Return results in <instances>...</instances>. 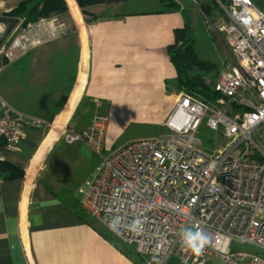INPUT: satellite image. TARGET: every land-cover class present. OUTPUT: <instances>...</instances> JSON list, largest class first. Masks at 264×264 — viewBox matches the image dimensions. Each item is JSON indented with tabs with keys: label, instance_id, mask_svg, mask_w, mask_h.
Here are the masks:
<instances>
[{
	"label": "built area",
	"instance_id": "obj_1",
	"mask_svg": "<svg viewBox=\"0 0 264 264\" xmlns=\"http://www.w3.org/2000/svg\"><path fill=\"white\" fill-rule=\"evenodd\" d=\"M64 1L82 41L81 68L89 66V18L77 0ZM219 4L226 15L218 30L232 61L208 80L213 96L179 94L163 134L130 141L108 155L107 116L96 117L80 134L67 125L62 132L68 142H80L87 156H101L93 178L79 188L84 210L134 245L146 264H164L174 252L185 264L217 258L264 264L263 254L231 249L238 241L264 250V10L253 0ZM60 34L59 25L29 24L0 48V67ZM205 118L231 140L229 147L213 153L198 147ZM54 122L16 112L0 97V139L8 150L20 151L26 130L48 124L52 132ZM190 228L207 238L199 253L184 242Z\"/></svg>",
	"mask_w": 264,
	"mask_h": 264
},
{
	"label": "crops",
	"instance_id": "obj_2",
	"mask_svg": "<svg viewBox=\"0 0 264 264\" xmlns=\"http://www.w3.org/2000/svg\"><path fill=\"white\" fill-rule=\"evenodd\" d=\"M22 1L0 0V15L9 16ZM90 11L95 16L87 24L89 66L81 85L82 41L70 12H65L54 16L60 36L0 67V97L14 111L50 123L66 111L81 87L68 128L82 131L96 117L107 116L108 155L132 141L119 140L131 124L164 126L170 116L178 88L169 87L176 70L167 47L187 19L182 8H168L160 0H125ZM19 19L14 33L25 20ZM49 129L45 124L26 130L18 152L0 143V158L26 171L22 178L0 182V264H140L131 252L136 249L108 240L74 210H84L79 188L93 178L101 156L89 157L80 142L61 136L28 180ZM164 264L185 263L173 253Z\"/></svg>",
	"mask_w": 264,
	"mask_h": 264
},
{
	"label": "trees",
	"instance_id": "obj_3",
	"mask_svg": "<svg viewBox=\"0 0 264 264\" xmlns=\"http://www.w3.org/2000/svg\"><path fill=\"white\" fill-rule=\"evenodd\" d=\"M123 1L125 0H77L83 12L88 15V18L95 16V14L90 11V8L95 5L113 4ZM160 2L168 8H181L180 3L176 0H160ZM197 2L202 13L214 20L216 15H219L221 18L220 21H222L224 14L221 12L218 0H198ZM66 10L67 5L64 0H24L15 9L7 13V15L16 18H24V25L27 26L29 23H33L42 18L60 15ZM167 52L175 66V80L178 90H184L206 98L213 96L214 93L208 80H216L221 71H217V65L213 62L199 58L194 47V40L191 37L190 25L188 22L184 27L175 29V41L168 45ZM215 71V77L210 78L209 74ZM0 143L5 144L1 139ZM25 172L26 171L15 162L9 161L6 158H0V182L1 180L22 178L25 176ZM74 210L83 218L87 216V213L82 207H74ZM126 252L129 253V250ZM131 252L137 262L140 264L145 262V256L143 254L138 253L137 250H132Z\"/></svg>",
	"mask_w": 264,
	"mask_h": 264
},
{
	"label": "rangeland",
	"instance_id": "obj_4",
	"mask_svg": "<svg viewBox=\"0 0 264 264\" xmlns=\"http://www.w3.org/2000/svg\"><path fill=\"white\" fill-rule=\"evenodd\" d=\"M180 3L183 15L187 19L190 25L191 37L194 40V47L199 58L208 60L217 65V71H222L228 64L231 63L232 59L229 54V48L225 42L223 36L218 30L220 23V16L216 15L215 21L209 16L201 12L198 5V0H176ZM259 8L264 10V0H253ZM164 5V4H163ZM30 24V23H29ZM28 24V25H29ZM22 25V26H21ZM20 25L19 32L27 27L24 22ZM8 37L5 42L9 39ZM3 43V45L5 44ZM2 45V46H3ZM1 46V47H2ZM0 47V48H1ZM216 71L209 74L210 78L215 77ZM176 80L169 82V87L174 88ZM177 87V86H176ZM86 105L83 106V109ZM166 122V121H165ZM164 122V124H165ZM66 127V126H65ZM67 130H70L67 127ZM166 128L161 124L156 123H135L128 126L119 136L120 142L127 139L138 140L142 138L158 137L165 132ZM62 134V133H61ZM63 135V134H62ZM196 138L202 140V144L198 145L199 148L206 151L207 153H213L214 151H220L221 148H227L231 144V140L222 135V130H214L208 127L207 118H205L200 126ZM78 199H83V194L78 195ZM88 223L95 226L105 238L112 242L120 243L126 249H135L134 245H126L120 240L110 229H108L101 220L98 218L88 215L85 217ZM190 230H192L190 228ZM132 248V249H131ZM231 249L234 252H247L249 254L264 255V250L256 244L241 243L233 241ZM177 254V252H174ZM214 259L212 262H214ZM213 264H219V260Z\"/></svg>",
	"mask_w": 264,
	"mask_h": 264
},
{
	"label": "bare ground",
	"instance_id": "obj_5",
	"mask_svg": "<svg viewBox=\"0 0 264 264\" xmlns=\"http://www.w3.org/2000/svg\"><path fill=\"white\" fill-rule=\"evenodd\" d=\"M222 1V0H220ZM228 0H224L222 2H226ZM218 3H219V0H218ZM220 6V4H219ZM221 8V6H220ZM65 12H68V8ZM64 12V13H65ZM221 12L224 14V16L226 15V11L224 9L221 8ZM71 16H74L72 13H70ZM56 16V15H54ZM54 16H51L49 18H42L40 20H37V21H34L33 23L35 24H41V25H49V26H53L54 23H55V20H54ZM72 19L74 20V18L72 17ZM31 24V23H30ZM74 24L76 26L77 22H75L74 20ZM63 26V25H62ZM16 29L10 34L9 37L15 35L16 33ZM18 33V32H17ZM55 39V38H54ZM40 45V44H39ZM29 51V50H28ZM27 51V52H28ZM26 54V53H25ZM87 66H88V63L85 62L83 63V67L80 68L81 70V74H80V85L84 82V78L86 76V73H88V69H87ZM81 92V87L78 89V91L76 92L75 96L73 97V99H71V102L69 103L66 111L61 115V116H58L56 119H55V122H54V129L52 132H49V135L47 136L46 140L44 141L43 145L41 146L40 150H39V153L35 159V162L33 164V167L32 169L29 171V176H28V180H30L31 176H32V173H33V170L36 168V165H38L40 163V161L42 160L43 156L47 153V151L50 149V147L52 146V144L61 136H63L65 139H66V136L62 135L61 133L64 131L65 129V125H67L68 127V124L67 121L69 119V115H71V113L73 112V109L75 108L77 102H78V99H77V96L80 94ZM177 96L181 93H187V91H184V90H178L177 92ZM177 101V100H176ZM176 104V102H175ZM25 114V113H24ZM67 123V124H66ZM167 130V129H166ZM83 131H77L75 132V134H80L82 133ZM132 141H135V140H132ZM218 260H221L222 264H224V261L222 258H218Z\"/></svg>",
	"mask_w": 264,
	"mask_h": 264
},
{
	"label": "clouds",
	"instance_id": "obj_6",
	"mask_svg": "<svg viewBox=\"0 0 264 264\" xmlns=\"http://www.w3.org/2000/svg\"><path fill=\"white\" fill-rule=\"evenodd\" d=\"M185 244L194 252L199 253L207 243L206 236L200 231L187 230L183 233Z\"/></svg>",
	"mask_w": 264,
	"mask_h": 264
},
{
	"label": "water",
	"instance_id": "obj_7",
	"mask_svg": "<svg viewBox=\"0 0 264 264\" xmlns=\"http://www.w3.org/2000/svg\"><path fill=\"white\" fill-rule=\"evenodd\" d=\"M20 22L19 18L0 15V47L10 34L16 29ZM231 56V55H230Z\"/></svg>",
	"mask_w": 264,
	"mask_h": 264
}]
</instances>
